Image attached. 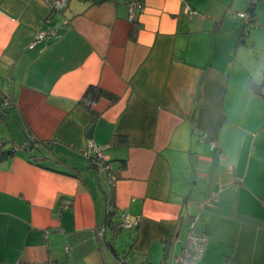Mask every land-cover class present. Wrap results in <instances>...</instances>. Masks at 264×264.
I'll return each instance as SVG.
<instances>
[{"label": "crops", "instance_id": "crops-1", "mask_svg": "<svg viewBox=\"0 0 264 264\" xmlns=\"http://www.w3.org/2000/svg\"><path fill=\"white\" fill-rule=\"evenodd\" d=\"M127 1L0 0L2 149L36 139L0 161V264H173L191 226L208 239L200 264H264V63L237 16L247 0H136L133 23ZM38 30L58 35L29 49ZM89 87L118 101L89 111ZM109 212L138 226L114 238Z\"/></svg>", "mask_w": 264, "mask_h": 264}, {"label": "built area", "instance_id": "built-area-1", "mask_svg": "<svg viewBox=\"0 0 264 264\" xmlns=\"http://www.w3.org/2000/svg\"><path fill=\"white\" fill-rule=\"evenodd\" d=\"M252 3L256 2V0H250ZM49 10L51 13L54 12H62L67 7V0H49ZM127 9V19L129 22L133 23L137 19V14L141 13L144 10V6L141 2L136 0H129L126 2ZM189 16L195 15L196 12L189 10L186 8V11ZM239 18L244 20V22L248 21V15L245 13L237 14ZM58 35V31L56 30H38L33 38V40L28 45L29 49H32L39 43H43L48 39L55 38ZM9 99L4 101V104L9 105ZM36 139L31 135L26 142L22 144V146H15L14 150H24L27 148L29 144L35 142ZM1 144V143H0ZM214 145L213 142H211ZM104 146H95L92 141H88L87 149L83 152V156L86 157L91 163L92 167L100 174L104 175L107 178L109 186L113 185L114 179L112 178V174L110 172V164L108 163L107 158L104 155ZM120 227L124 231H130L134 227L138 226V221L134 222L130 221L129 215L123 212L120 215ZM102 233H100L101 235ZM208 239L207 236L191 226L181 254L175 258L174 264H199L202 256L204 254L205 247L207 245ZM67 251V248L65 249ZM31 264H51L48 261L42 262H33Z\"/></svg>", "mask_w": 264, "mask_h": 264}, {"label": "trees", "instance_id": "trees-1", "mask_svg": "<svg viewBox=\"0 0 264 264\" xmlns=\"http://www.w3.org/2000/svg\"><path fill=\"white\" fill-rule=\"evenodd\" d=\"M258 1L259 0H256V2L252 3L250 0H248V7L245 11V14L248 15V21L245 22V26H244L246 29L247 28H249V29L256 28L258 26V21H257L256 15H255V6H256ZM135 28H136V23L133 24V31L131 32L132 36L135 34V32H134ZM103 98L107 99L111 104L118 101V98L116 96H113L112 94H110V93H108V92H106L100 88L89 87L87 89V91L85 92L83 98L81 99L80 103L85 109L91 111L92 105L94 103L98 102L100 99H103ZM6 99H7L6 97L0 95V125H2L4 122V114H5L4 101ZM30 136H31V134L28 135L26 141L28 140V138ZM35 142L29 144V146L27 148H24V150H28L30 147H33ZM0 143H1L0 144V161H3L6 158H8L9 156H11L16 150H14V148H10L8 150H3L2 147L5 145V142L0 140ZM108 163L110 164L109 160H108ZM110 172H111V170H110ZM120 222H121V220L119 222H116V214L114 212H109L107 214L104 225L111 229L114 238L116 237L117 233L124 231L119 226ZM182 250H183V248H182ZM182 250H181V252H182ZM181 252H180V254H181ZM179 255H177L176 257H178ZM175 258H173V264L175 263ZM51 264H53V263H51Z\"/></svg>", "mask_w": 264, "mask_h": 264}, {"label": "rangeland", "instance_id": "rangeland-1", "mask_svg": "<svg viewBox=\"0 0 264 264\" xmlns=\"http://www.w3.org/2000/svg\"><path fill=\"white\" fill-rule=\"evenodd\" d=\"M255 12L258 21V26L256 28H251L248 34L252 33L250 41L252 42L255 48L254 52L257 53V56L259 57V63H261V61L262 63H264V0H259L257 2L255 6ZM259 74L263 80L264 69L263 71L259 72ZM10 129V124L7 126L4 122V124L0 125V140H4L5 135L7 138H10Z\"/></svg>", "mask_w": 264, "mask_h": 264}, {"label": "water", "instance_id": "water-1", "mask_svg": "<svg viewBox=\"0 0 264 264\" xmlns=\"http://www.w3.org/2000/svg\"><path fill=\"white\" fill-rule=\"evenodd\" d=\"M263 83H264V74H263ZM92 129H93V126H91L89 129H88V131H87V134H86V137L88 138V139H92Z\"/></svg>", "mask_w": 264, "mask_h": 264}]
</instances>
